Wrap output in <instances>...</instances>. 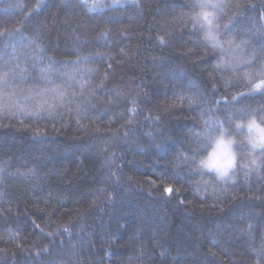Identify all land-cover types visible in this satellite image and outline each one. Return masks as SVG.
<instances>
[{"label":"trees","instance_id":"obj_1","mask_svg":"<svg viewBox=\"0 0 264 264\" xmlns=\"http://www.w3.org/2000/svg\"><path fill=\"white\" fill-rule=\"evenodd\" d=\"M252 118L264 0H0V264H264Z\"/></svg>","mask_w":264,"mask_h":264},{"label":"rangeland","instance_id":"obj_2","mask_svg":"<svg viewBox=\"0 0 264 264\" xmlns=\"http://www.w3.org/2000/svg\"><path fill=\"white\" fill-rule=\"evenodd\" d=\"M40 2L44 0H38ZM90 9H97L106 0H84ZM111 4L134 2L137 0H108ZM238 128L244 134V139L251 147V158L258 161L261 153H264V124L250 119L246 122H239ZM234 137L225 130L214 139V144L209 153L200 160V166L207 170L214 171L224 181L235 179V167L237 163V151L234 144Z\"/></svg>","mask_w":264,"mask_h":264}]
</instances>
